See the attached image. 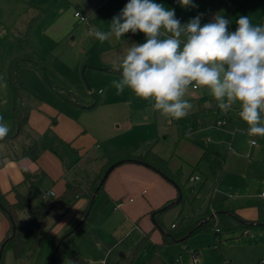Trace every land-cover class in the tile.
Masks as SVG:
<instances>
[{
    "label": "rangeland",
    "instance_id": "1",
    "mask_svg": "<svg viewBox=\"0 0 264 264\" xmlns=\"http://www.w3.org/2000/svg\"><path fill=\"white\" fill-rule=\"evenodd\" d=\"M25 5L27 3L16 2L11 7L9 0H0V18L2 22L7 23L8 31L11 29L8 28L12 24L11 22H15L17 17L23 13ZM26 13L25 17L34 15H31L30 11ZM24 43L15 42L10 34L0 39V116L4 117V123L12 124L16 96L19 97L18 101L24 103L29 110L28 121L22 134L0 144V165L7 163L8 160H22V158L16 159L18 158L17 154L21 155L24 149L29 148L30 150L32 140L37 141L39 165L45 169L46 173L39 185L31 192L29 203L34 210L43 211L44 215L38 231L31 237L23 256L17 258L11 247H5L1 264H52V261L53 264H75L74 255L81 256L89 264H128L133 251L144 237V234L140 237L141 229L146 232L147 237L154 239L156 238L155 234L160 237L162 231L173 229L172 223H179V217L191 216L203 210L212 195L213 198H221L235 206L243 204V206L254 208L255 214L260 208L261 216L264 217V194L262 195L264 183L262 179H259L264 176V168L256 171L250 177L254 180L247 176L243 177L236 169H232L235 160L231 154L226 168L222 172L213 173L207 163L202 162L200 168L191 178H189L190 173L185 178L183 173V189H180L182 192L181 201L164 210H162L163 207L160 208L159 210L162 211L154 217L156 223H153L151 218L154 212L148 216H137L136 218L132 211L127 210L126 201L130 197H136L135 190L126 192L125 198L120 201L123 207L117 209H114L115 200L110 198L105 191L97 196L88 209L89 199L83 195L68 198L62 203L54 205L53 200L63 193V181L58 176L56 177L58 174L52 173V171H58L54 165L55 158L59 160L60 165L62 164L60 167L66 180H73L75 177L80 180H85L86 177L92 179L97 174L93 172L97 170L99 160L94 159L93 153L88 154L81 161L76 157L75 160H71L77 137L68 140L65 136H69L72 132V124L82 123L96 136L109 135L124 129V127H117L118 123H115L114 118L120 119L118 122L122 124L126 114H129V108L124 103L115 104L116 106L100 105L87 108L67 104L54 90L59 84L48 68L51 63H45L43 59H41L43 61H41L42 69L27 65L19 67L16 73L19 85L16 89L10 81L9 65L17 52L27 51V46ZM89 75L83 73L81 79L82 87L86 89V93L78 94L83 105H92L96 102L94 100L97 99V91L100 88L105 89L108 84L106 76L95 74L90 80ZM88 84L91 87L90 90L87 88ZM56 90L59 91L60 88ZM175 127V121H172V125H169L170 130L174 132ZM226 128V131L229 132L224 136V143L220 144L223 153L229 151L228 148H230L235 134L241 135L247 131V128L245 130L243 126L236 125L235 121L234 125L231 124ZM80 132L85 134V131L81 130ZM96 136L92 143L93 146L88 150L91 151V148H95L96 144L100 142L95 149L99 154H104L102 141L98 137L96 139ZM168 145L170 146V143ZM160 146L157 145L158 151H160ZM76 150L79 151V149ZM30 157V155L23 156V159H31ZM75 171L78 172L75 173ZM243 171L246 172L247 168L245 167ZM195 176L201 180L195 181ZM165 183L173 188L171 182L165 181ZM19 189L23 192L27 191L24 184L20 185ZM50 191H53L54 195L48 194ZM232 191L238 197L234 198ZM20 215L25 217L24 212H21ZM83 219L85 222L77 227V224ZM240 221L241 219L235 220L228 216L215 215L214 227L211 230L197 231L186 241L164 245L161 249V258L167 264H193V255L197 254L196 264H260L261 258L257 257L255 253V250L260 247L259 244L251 248L243 246L248 237L241 234L243 230L240 228ZM9 227L10 221L0 207V240L7 235ZM216 227L221 229V235H215ZM258 229L260 228L254 227L251 228V231L255 233ZM70 230L72 231L70 232ZM68 232L70 234L64 238L58 251L55 252L58 242ZM217 236L221 238L220 241ZM262 241H264V237H262ZM152 245L148 239L143 248L137 251L133 264H143L151 254ZM54 254L56 255L52 260Z\"/></svg>",
    "mask_w": 264,
    "mask_h": 264
},
{
    "label": "crops",
    "instance_id": "2",
    "mask_svg": "<svg viewBox=\"0 0 264 264\" xmlns=\"http://www.w3.org/2000/svg\"><path fill=\"white\" fill-rule=\"evenodd\" d=\"M16 2H24L27 5H25V8L22 10L23 13L17 17L16 21L11 22L12 24L8 27L9 29L11 28L9 31L7 23L2 22L0 18V39L10 34L15 42H25L24 44L27 46L26 52H17L12 60L26 56L28 57H26L27 59L31 60L29 55L32 54L35 61L37 60L41 64L38 67L39 69H42L43 61L45 63L50 62L51 66L48 68L59 84L55 87L56 89L60 88L59 91L54 88L55 92L57 94H59L58 92H71L76 94L79 99V103L74 104L65 101L67 104L87 108L98 107L100 105L116 106L115 104L124 103L129 108V114H126L122 124L118 122L120 119L114 118L115 123H118L117 127H124V129L112 132L109 135L96 136L82 123L72 124V132L69 136H65L68 140L77 137L74 142L72 152L74 155H72L71 160H75L76 157V159L81 161L88 154L93 153L95 155L94 159L99 160L97 170H94L93 173H98L107 158L138 159L152 147L158 154L168 159L172 172L175 173L180 169L184 173V178L189 173V178H191L198 168H200L202 162H206L211 169L208 161L201 160L203 151L196 142L204 141L214 144L225 157L221 169L215 172L211 169L213 173L222 172L226 168L230 154L233 155L232 158L235 160L232 169H236L243 177L247 176L249 179L254 180L250 177L256 171L264 168V137H250L247 135V131L241 135L235 134L230 148H228L229 151L223 153V148L220 144L224 143V136L229 132L226 131V127H230L231 124L234 125V121L236 125L243 126L245 130L248 126L239 119L238 109L235 107L229 110L227 125H216V120L222 116V111L216 106L215 100L207 90L195 89L193 87L188 90L185 98L194 106L190 114H196L198 127L195 130H189L183 136L180 134L178 121L162 117L159 112L152 108L151 101H145L136 97L127 88L122 94H117L116 89L111 86V82L120 79V74L111 70L108 59L114 54H123L132 43H143L145 37L142 33L133 35L129 32L119 40L113 38L110 42L100 43L94 36H90L88 33L97 29L107 31L112 18L120 12L128 0H9V5L12 7ZM154 2L162 4L166 9H174L176 18L182 24L187 23L199 14H203L201 17V24L203 25L210 22L217 13L230 20V31H235L237 27L235 21L240 16L250 17L254 24L264 23V0H193V3L196 5L195 7H181L178 0H154ZM29 11L31 15H34L25 17L27 15L26 12ZM76 12H80L86 18V22L76 16ZM19 26L20 28L18 29ZM27 66L33 67L35 64ZM83 73H86V75L90 74L88 76L90 80L92 79V75L95 76V74L106 76L105 78L108 80L103 94H101L100 88L97 91V99L94 98L96 102L92 105H83L82 99L78 95L86 93V89H83L81 82ZM87 88L88 90L91 89L88 86ZM172 121H175L176 124L174 132L169 128V125H172ZM8 126L11 130L10 134L14 131V120ZM81 130L85 131V134H83L84 132L81 134ZM95 136L96 139L99 138L102 141L104 154H99L97 149H95L99 146L100 142L96 144L95 148H91V151L88 150L93 146L92 143L95 141ZM253 139L256 140V144L250 142ZM8 140L9 138H6L0 141V144H4ZM168 143H170V146ZM157 145H161L160 151L157 150ZM76 149H79V151ZM17 157L15 158H22V160H8L7 163L0 165V192L7 193V197L10 200L14 199V193L11 189L15 185H20L24 177V170L37 171L42 169L39 165V158L35 160L31 157V159H23V156L19 154H17ZM237 164L238 167H236ZM54 165L58 171H52V173L58 174L56 177L58 176L63 181L64 190L66 176L64 172L62 174V164L60 165L59 160L55 158ZM245 167L247 168L246 172L243 171ZM42 170L45 171V169ZM259 179H262L264 183V176ZM200 180L198 178L195 181ZM165 181L171 182L156 170L146 165L126 160V162L119 164L110 172L104 183L105 188L103 191L115 200L116 206H114V209H117L123 207L120 201L125 198L126 192L129 193V191L135 190L136 197H130L126 202L128 204L127 210L132 211L137 218V216H148L154 211L160 212L162 210L159 209L165 203L177 199L178 189L176 185L171 182L173 184L172 188ZM232 193L235 198L236 194L234 191ZM213 200L220 201L225 206L223 209H216V215L228 216L235 220L241 219L240 228L243 230L241 234H245L248 237L243 246L251 248L259 244L260 247L255 250V253L257 257L261 258L260 264H264V241H262V237H264V217L261 216L260 208L257 209L258 213L255 214L254 208L243 206V204L235 206L234 204H230V202H225L221 198H213L212 195L203 210L191 216L183 217L189 218L202 214L211 206ZM210 209L212 213V209L214 208L210 207ZM156 212H154L155 215ZM151 218L153 219L152 216ZM154 220L153 223H156V220ZM173 225L174 223H172V227ZM254 227L260 229L254 233L251 231V228ZM141 230V235L139 233L138 236L140 235L141 237L144 234V237H146V232L143 229ZM166 231H162L160 237L156 234V238L154 239L149 237V240L152 244L160 242ZM218 233L221 235V229ZM187 235H184L175 242L183 241L184 238L191 236V234ZM220 240L221 238L218 241ZM116 246L118 247V245Z\"/></svg>",
    "mask_w": 264,
    "mask_h": 264
},
{
    "label": "clouds",
    "instance_id": "3",
    "mask_svg": "<svg viewBox=\"0 0 264 264\" xmlns=\"http://www.w3.org/2000/svg\"><path fill=\"white\" fill-rule=\"evenodd\" d=\"M178 3L196 6L193 0ZM202 15L182 24L174 9L154 0H128L107 31L97 29L88 35L100 43L119 40L129 32L145 37L143 43H132L123 54L108 59L111 70L120 74L111 82L117 94L127 88L151 101L162 117L178 121L194 107L185 98L188 90H207L222 112L238 109L247 135L264 137V23L240 16L235 31H230V20L223 15L217 13L203 25ZM80 19L86 22L85 17ZM3 121L0 116V141L10 131Z\"/></svg>",
    "mask_w": 264,
    "mask_h": 264
},
{
    "label": "trees",
    "instance_id": "4",
    "mask_svg": "<svg viewBox=\"0 0 264 264\" xmlns=\"http://www.w3.org/2000/svg\"><path fill=\"white\" fill-rule=\"evenodd\" d=\"M21 38V37H20ZM30 59L26 57H18L10 62L9 65V76L10 81L14 85L16 89H18V79L16 77V73L22 65L35 64V66L40 67L41 64L38 61H35V58L29 55ZM60 96L67 102H72L74 104L79 103V99L76 94L68 93V92H58ZM19 97H15L14 100V131L8 134L7 138H16L22 134L25 124L28 121L29 110L27 106L18 101ZM23 102V101H22ZM180 134L183 136L188 133L189 130H195L198 127V121L195 113L189 114L187 117L178 120ZM20 126L18 132H16L17 128ZM198 145L202 148V161H208L212 171H216L221 169L224 161V156L221 154V151L214 145L209 142L204 141H196ZM38 146L37 141L32 140L30 150L24 149L21 152L22 156H31L32 159L38 158ZM124 159L126 162L127 159ZM121 159L115 158H107L106 162L102 165L100 171L92 178L86 177L85 180L73 179L65 181V189L63 193L56 197L53 200L54 205H58L71 197H80L81 195L88 197L89 208L93 202L96 200L97 196L104 190V183L99 186L101 179L103 178L104 173L116 161ZM140 160L145 161L150 164V168H156L157 172L161 175L164 174L168 178L172 179L180 189H183V172L182 170H177L175 173L169 167L168 159L162 157L160 154L156 152L152 147L149 148L142 157L138 158ZM123 163V162H122ZM121 164V163H120ZM155 170V169H154ZM24 177L21 184L26 185L27 191L23 192L19 189L20 185H15L11 191L14 193V199L10 200L7 197V193L0 192V207L3 212L6 214L10 221V227L7 235L0 240V264L3 259V252L5 247H11L17 258H21L24 252L27 249L28 242L31 237L36 234L41 224L43 218V211L34 210L29 203V197L31 192L39 185L42 178L45 176V171L39 169L37 171H29L24 170ZM107 179V178H106ZM98 191L96 192V190ZM181 201V200H180ZM169 203V202H168ZM168 203H165L162 207H165ZM214 210H220L225 208L222 202L212 201L211 206ZM210 207L200 215H196L194 217L185 218L183 216L179 217V223L175 224L172 227V230H167L160 242L153 243L152 251L150 256L144 260L143 264H167L161 258V249L164 245L170 244L182 238L184 235L188 234L191 231V235L197 231L201 230H211L214 227V217L212 216ZM21 212L25 213V217L20 215ZM156 212V211H154ZM158 212H156L157 214ZM85 222V219L82 223ZM81 223V224H82ZM74 230V228H73ZM72 231V230H70ZM215 235H219V233L215 230ZM149 237H144L138 243L133 254L131 256V260L128 264H133V260L135 255L139 249H142L146 241ZM188 237L184 238L183 241H186ZM220 237L218 236V240ZM55 255H53L54 260ZM73 260L75 264H89L87 260L82 258L79 255H74ZM53 264V261H52Z\"/></svg>",
    "mask_w": 264,
    "mask_h": 264
},
{
    "label": "water",
    "instance_id": "5",
    "mask_svg": "<svg viewBox=\"0 0 264 264\" xmlns=\"http://www.w3.org/2000/svg\"><path fill=\"white\" fill-rule=\"evenodd\" d=\"M88 87L90 88V85H89V84H88ZM19 129H20V126L18 127L17 132L19 131ZM127 160H132V161H135V162H139V163H141V164H143V165L150 166V164H148V163H146L145 161L140 160V159H127ZM124 161H125L124 159H121V160L116 161V162H114L113 164H111L110 167L107 169V171L104 173L103 178L101 179L100 184H99L98 187H100V186L103 184V182L106 180V178L108 177V175L110 174V172H111L116 166H118L120 163H122V162H124ZM153 169L157 170V169L154 168V167H153ZM162 175H163L165 178H167L168 180H170L172 183H174V184L176 185L177 189H178V192H179V195H178L177 199H175L174 201H172V203H168L165 207H163L162 210H164V209H166L167 207H170V206H172V205L178 203V202L181 200V198H182V192H181L179 186H178L175 182H173L172 179L168 178V177L165 176L164 174H162ZM97 191H98V189L96 190V192H97ZM154 216H155V213L152 214L153 220H154ZM83 220H84V219H83ZM83 220H81L80 223L77 224V227L82 223ZM154 221H155V220H154ZM75 228H76V227H75ZM70 232H71V231H70ZM70 232L66 233V235L61 239V241L58 242V244H57V246H56V250H55V252L58 251V248H59L61 242L64 240V238H66V237L70 234ZM190 234H191V231L188 233L187 236H189ZM54 255H56V254H54ZM1 256H2V255H1V253H0V258H1Z\"/></svg>",
    "mask_w": 264,
    "mask_h": 264
},
{
    "label": "built area",
    "instance_id": "6",
    "mask_svg": "<svg viewBox=\"0 0 264 264\" xmlns=\"http://www.w3.org/2000/svg\"><path fill=\"white\" fill-rule=\"evenodd\" d=\"M75 15L78 16V17H84L83 15H81L80 12H76ZM193 88L196 89V87H193ZM228 119H229V111L226 112V113H225V112H222V116L216 120V125H218V126H225V125H227V123H228ZM255 141H256V140H255ZM255 144H256V143H255ZM195 178L198 179L199 177H198V176H195ZM48 194H50V195H54V192H53V191H50V192H48ZM211 208H212V207H211ZM215 215H216V212H215L214 209H212V216L214 217ZM173 226H174V225H173ZM215 230H216L217 232L220 231V229H219L218 227H216ZM197 260H198V259H197V254H194V255H193V259H192V263H193V264H196V263H197Z\"/></svg>",
    "mask_w": 264,
    "mask_h": 264
}]
</instances>
